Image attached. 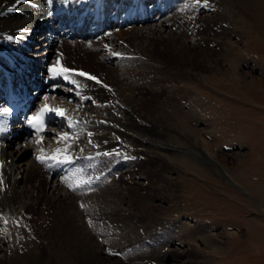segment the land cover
<instances>
[{
  "label": "bare ground",
  "instance_id": "1",
  "mask_svg": "<svg viewBox=\"0 0 264 264\" xmlns=\"http://www.w3.org/2000/svg\"><path fill=\"white\" fill-rule=\"evenodd\" d=\"M79 1L0 0V63L14 64L19 58L16 49L21 45L18 38L24 40L29 30L43 26V22L55 26V22ZM250 3L249 0H208L207 4L204 0H155L153 7L160 15L157 16V13L154 16L147 11L142 23L146 26L130 25L116 30V20L104 19L111 24L112 31L108 35L102 31L85 36L75 31L71 38L57 34L55 39L61 38L65 59L85 72L101 75L106 84L103 89L95 83H86L82 87L86 91L74 96L75 102L71 104L73 111L83 114L86 119L99 116L108 123L91 125L88 122L83 129L112 143V146L116 144L120 149V141L109 134V131H114L121 141L127 140L134 146L135 156L142 154L151 161L158 162L161 157L167 159L165 155L168 154L170 159L185 154L187 151L171 146L167 141L169 131L184 127L187 116H199L194 107L200 106L201 101L194 93L198 82L205 80L204 69H219L231 78L232 74L222 68V64H228L231 69L235 62H242H238L239 59L231 61L238 49L236 40L232 38L238 34L232 7L247 10L251 7ZM259 10L260 18L261 13L264 18V3L260 4ZM72 15L67 14L64 22H68ZM78 31L81 32L80 28ZM76 37L80 40L73 41ZM100 39L106 40L110 46L115 45L116 49L112 51H119V56L111 53L110 46L103 47ZM41 40L44 42L45 39ZM53 42L46 43L43 49L38 47L42 49L38 52L40 59L38 56L30 59L33 62L32 71L37 62L40 66V60L48 57L47 51L50 55V48L55 46ZM48 45L51 47L48 48ZM27 53L31 56L30 52ZM37 70H40L39 67ZM92 100L94 104H91ZM95 106L99 108H93ZM1 119L12 126L2 135V142L5 143L1 150L5 160V188L0 190V209L9 221L5 219L0 229V264H118L106 253L104 245H113L119 251L122 245L121 250L131 246L132 251L126 250L125 254L128 258H140L137 263L145 257L159 254V247L152 248L150 253L145 252L142 246L133 247L134 241L130 239L129 232L134 226L131 219L143 221L144 216L150 217L152 212H156V195H152L151 190L157 189L174 197L172 185L163 184L164 180L172 182L166 174L167 168L157 171L151 166L149 172L145 166L132 168L125 172L126 178L113 177L111 181L107 176H99L78 191L83 194L90 186L94 187L87 191L80 202L83 207H79L74 204L71 193L65 192L55 179L48 182L53 177L47 176L30 160V146L22 136L20 124ZM24 151L28 154L24 157L28 159L23 166L16 165ZM188 154L224 175L210 155L199 151H188ZM15 166L22 170L13 177L11 173ZM149 173L156 174L157 180H150ZM17 179L23 183L21 191L15 188ZM140 187L145 190L144 195L138 192ZM139 199L144 200L140 207L136 203ZM138 208L143 211H138ZM20 213L26 214L30 224ZM162 228L167 231L168 225ZM193 230L196 234L206 231L202 227ZM191 235L188 232L190 239ZM207 241L216 249H221L224 244L219 235H208ZM205 260L195 259L185 264H206Z\"/></svg>",
  "mask_w": 264,
  "mask_h": 264
},
{
  "label": "rangeland",
  "instance_id": "2",
  "mask_svg": "<svg viewBox=\"0 0 264 264\" xmlns=\"http://www.w3.org/2000/svg\"><path fill=\"white\" fill-rule=\"evenodd\" d=\"M249 1L251 7L247 10L231 6L235 10L238 27V34L232 37L238 49L231 61L239 59L238 62H242H235L231 69L228 64H222V68L232 74L231 78L224 75L225 71L212 67L209 68L212 70L204 69L205 80L198 82L194 93L201 101L200 106L194 107L199 116H187L184 127H173L169 131L167 141L170 145L187 152L175 155V159L165 155L167 159L161 157L158 162L147 160L148 157L144 158L141 154L131 161L126 160L116 170L118 174L114 177L121 176L122 179L127 176L125 172L132 168L145 166L148 172L151 166L157 171L167 168L166 174L172 182L164 180L163 184H171L174 194L171 197L157 189L151 190L150 193L156 195V212H152L150 217L144 216L143 221L131 219L134 228L128 226L133 247L142 246L147 253L159 247V254L145 257L137 263L141 259L125 256L121 250L123 245L120 251L113 245H104L106 253L116 263L185 264L195 259H206V264H264V18L263 13L262 19L258 14L264 0ZM157 13L155 10L153 15ZM130 25L146 26L145 23ZM130 25L118 24L115 28H128ZM35 32L31 36L33 39L37 36ZM42 43V40L32 41L30 50L37 49L35 45L40 47ZM47 55L50 56L48 51ZM188 151L210 155L227 177L214 172L213 168L196 160ZM24 155H28L26 151L21 153L16 165L23 166L28 159ZM127 156L130 157L128 153ZM14 169L12 176L22 170L21 167L16 169V166ZM149 177L152 181L157 180L154 173ZM22 186V181L17 179L15 188L21 191ZM138 192L145 194L141 187ZM143 201L139 199L136 203L140 207ZM73 202L80 205L79 200L73 199ZM141 208L138 211H143ZM166 224L167 231L162 228ZM195 227L206 231L196 234ZM188 232L192 234L191 239L187 236ZM208 235H219L224 242L223 247L216 249L210 245ZM144 239H147V244ZM130 247H126L128 252L132 251Z\"/></svg>",
  "mask_w": 264,
  "mask_h": 264
},
{
  "label": "snow or ice",
  "instance_id": "3",
  "mask_svg": "<svg viewBox=\"0 0 264 264\" xmlns=\"http://www.w3.org/2000/svg\"><path fill=\"white\" fill-rule=\"evenodd\" d=\"M17 2H19V0H17ZM197 2H199V0H197ZM204 3L207 4L208 3V0H204ZM65 71H67V70H65ZM81 75H87V74L86 73H81ZM91 78L92 79H95V77H91ZM57 114L63 115V111L60 110V111H58ZM29 123H31V119H30ZM57 151H59V150H57ZM37 159H42V158L41 157H37ZM69 187H71V185H69ZM81 206L83 207V205H81Z\"/></svg>",
  "mask_w": 264,
  "mask_h": 264
}]
</instances>
